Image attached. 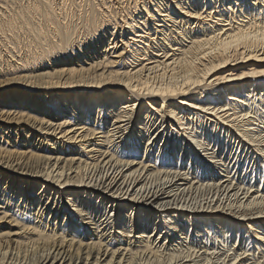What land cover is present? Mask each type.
I'll use <instances>...</instances> for the list:
<instances>
[{"label": "bare ground", "instance_id": "bare-ground-1", "mask_svg": "<svg viewBox=\"0 0 264 264\" xmlns=\"http://www.w3.org/2000/svg\"><path fill=\"white\" fill-rule=\"evenodd\" d=\"M6 1L0 264H264V0Z\"/></svg>", "mask_w": 264, "mask_h": 264}, {"label": "rangeland", "instance_id": "rangeland-1", "mask_svg": "<svg viewBox=\"0 0 264 264\" xmlns=\"http://www.w3.org/2000/svg\"><path fill=\"white\" fill-rule=\"evenodd\" d=\"M29 2H31L32 0H28ZM28 1H26L27 3H29ZM57 1V2H56ZM55 2L56 3H58V4H60V0H55ZM9 3V2H8ZM11 4H7V1L6 0H0V27H1V31H0V52H2L1 54H0V62L2 61V64L3 65H5V67H7L9 64H12V61H13V59L12 58H15V57H18V54L20 55V56H25V54H26V52H28V50H29V46H30V44H29V41L28 40H30V39H32L29 35H27V33H24V30L23 29H20L19 30V33H21V41H20V45H19V47L21 48H19V50L17 51V52H15V53H10V49L8 48V47H6L7 45H6V39H5V35H4V31H3V29L5 28V29H7V25L4 23V21L2 22L1 21V19H3L4 18V15L5 16H7L9 13H10V10H11ZM2 16V17H1ZM4 26V27H2V25ZM6 25V26H5ZM22 30V31H21ZM8 33V32H7ZM28 38V39H27ZM5 39V40H4ZM24 40H25V42H24ZM24 42V43H23ZM21 44H22V46H21ZM27 44V45H26ZM28 48H26V47ZM9 49V50H8ZM21 52V53H20ZM18 53V54H17ZM25 53V54H24ZM14 54V55H13ZM12 56H14V57H12ZM19 56V57H20ZM15 60H17V59H15ZM52 60H54V59H52ZM16 61H13V63H15ZM16 65V64H15ZM46 65V64H45ZM56 65V64H55ZM50 67H51V69H50ZM61 67H63V65L61 66V65H56L55 67H54V64H52V65H50V66H45V69L44 70H51L52 71V69L53 70H55V69H58V68H61ZM170 74V73H169ZM168 74V75H169ZM151 75L152 76H154L155 75V77L153 78V79H155L154 80V82H157V81H160V79L162 80V78H159V76H157V73L155 74V73H151ZM166 76L165 78H163V79H166L167 80V78H169L170 76ZM158 77V78H157ZM21 86H18V87H11V91H14V90H16L17 88H20ZM4 89V88H3ZM90 91H92V90H90ZM78 92H81V89H79L78 90ZM89 92V91H88ZM1 94V93H0ZM157 98H160V97H157ZM140 100L142 101V100H146L144 97H141L140 98ZM162 100L164 101V98H162ZM159 103V102H158ZM157 103V104H158ZM141 104H143V102H141ZM162 104V103H161ZM156 118V119H155ZM154 118V120H155V122L158 124V122H160V121H158L159 119L157 118V117H155ZM133 121H134V118H133ZM133 123H135V121L133 122ZM73 123H71V124H69V125H72ZM136 124V123H135ZM70 127H72V128H74L73 126H70ZM12 138H8V136H5L4 138L5 139H9V140H12V139H15L16 138V136L15 135H12L11 136ZM181 138L182 137H180V141H181ZM183 138H184V136H183ZM22 139H24V137L22 138ZM146 141H147V139H145ZM167 141H169V138H168V136H167V138L165 139V140H163L162 141V138H158L157 139V141H156V143L157 144H159V147L160 146H163V147H165V145H164V143H167ZM47 146H48V144H47ZM50 147L52 146V145H49ZM51 150V149H50ZM76 151V150H75ZM66 152V153H64V154H62L64 157H71V156H73V155H77V156H79V154H76V152ZM143 152V151H142ZM75 153V154H74ZM61 154V153H60ZM143 154V153H142ZM203 158V157H202ZM203 159H205V158H203ZM115 160H116V158H115ZM206 161V160H205ZM156 177V176H155ZM155 177H154V179H155ZM204 193V191H202V194ZM193 196L194 195H196V192H194L193 194H192ZM199 195H201V194H197V196H198V200L200 201V202H202V201H204V200H206V199H203L204 198V196H199ZM82 196H83V198L85 197L84 196V194H82ZM206 197V196H205ZM89 199V198H88ZM98 200V198H94V199H91V201L93 202V203H95L96 201ZM46 201V200H45ZM195 201V200H194ZM207 201V200H206ZM67 207H68V209H70L71 211H72V208H73V206H70V205H67ZM130 209L131 208H129V209H126V210H129L130 211ZM156 211V210H155ZM139 215H140V213H139ZM138 216V215H137ZM155 219H156V216L154 217ZM187 225H188V227L190 228V226H189V224L187 223ZM179 234V233H178ZM173 241V242H172ZM175 242V239H171V243H174ZM139 252H141V251H139ZM143 252H145V251H143Z\"/></svg>", "mask_w": 264, "mask_h": 264}, {"label": "snow or ice", "instance_id": "snow-or-ice-1", "mask_svg": "<svg viewBox=\"0 0 264 264\" xmlns=\"http://www.w3.org/2000/svg\"><path fill=\"white\" fill-rule=\"evenodd\" d=\"M249 75H257V73H249Z\"/></svg>", "mask_w": 264, "mask_h": 264}]
</instances>
